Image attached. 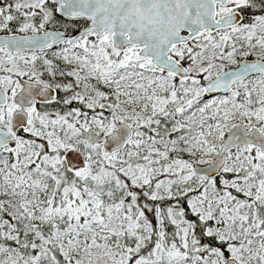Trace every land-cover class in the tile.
I'll use <instances>...</instances> for the list:
<instances>
[{
	"label": "snow or ice",
	"instance_id": "1",
	"mask_svg": "<svg viewBox=\"0 0 264 264\" xmlns=\"http://www.w3.org/2000/svg\"><path fill=\"white\" fill-rule=\"evenodd\" d=\"M0 264H264V0H0Z\"/></svg>",
	"mask_w": 264,
	"mask_h": 264
}]
</instances>
